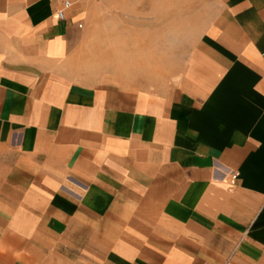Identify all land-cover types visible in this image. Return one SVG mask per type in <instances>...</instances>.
Wrapping results in <instances>:
<instances>
[{"label": "crops", "instance_id": "1", "mask_svg": "<svg viewBox=\"0 0 264 264\" xmlns=\"http://www.w3.org/2000/svg\"><path fill=\"white\" fill-rule=\"evenodd\" d=\"M62 2L0 0V264H264V0L132 77L85 68Z\"/></svg>", "mask_w": 264, "mask_h": 264}, {"label": "rangeland", "instance_id": "2", "mask_svg": "<svg viewBox=\"0 0 264 264\" xmlns=\"http://www.w3.org/2000/svg\"><path fill=\"white\" fill-rule=\"evenodd\" d=\"M71 1V0H70ZM213 0H73L72 8L92 18L93 38L83 49L85 68L93 72L108 70L131 77L123 63L133 67L134 57L141 54L144 65L151 62V48L164 58L167 36L181 33L196 25L199 11L209 9ZM78 26L83 21H78ZM82 29V28H80ZM141 34V39H137ZM141 43V47L139 45ZM153 50V49H152Z\"/></svg>", "mask_w": 264, "mask_h": 264}, {"label": "built area", "instance_id": "3", "mask_svg": "<svg viewBox=\"0 0 264 264\" xmlns=\"http://www.w3.org/2000/svg\"><path fill=\"white\" fill-rule=\"evenodd\" d=\"M72 3L70 0H63L61 8L56 12L57 18L63 20L65 18L66 11L71 7ZM81 26V25H79ZM237 173L232 174V177L235 178Z\"/></svg>", "mask_w": 264, "mask_h": 264}]
</instances>
